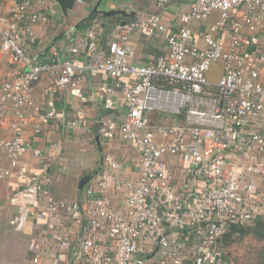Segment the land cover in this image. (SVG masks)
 I'll list each match as a JSON object with an SVG mask.
<instances>
[{"label":"built area","instance_id":"2783aa9c","mask_svg":"<svg viewBox=\"0 0 264 264\" xmlns=\"http://www.w3.org/2000/svg\"><path fill=\"white\" fill-rule=\"evenodd\" d=\"M45 2L22 0L8 14L0 12V53L11 55L15 67L0 84V122L9 120L12 132L0 137V154L9 164L0 169V179L21 167L31 149L24 138L34 106L30 93L45 74L53 77L50 96L81 77L110 79L96 88L106 111L98 120L99 135L135 144L141 155L136 180L115 175L122 165L108 156L106 170L91 175L77 200L57 201L41 193L38 214L63 232L52 235L59 254L52 252L50 237L34 238L24 264H146L155 251L162 256L158 264H189L187 233L198 242L190 264H226L224 244L233 228H250L264 218V54L252 51L243 35L248 26L263 27L264 0H189L175 28L165 26L158 14L139 11L136 21L117 26L106 47L94 29L86 39H75L66 57L54 48L50 58L39 60L28 47L36 43V24L46 20L40 15ZM169 2L157 0V5L165 9ZM216 12L217 21L196 30ZM135 31L148 38L165 35L167 52L149 64L134 63L130 35ZM214 65L222 68L217 82L208 77ZM48 104L50 109L38 114V134L57 116L54 104ZM155 111L180 120L157 122ZM33 156L46 159L40 149ZM175 160L185 173L181 192L174 185ZM46 172L21 171L23 189L41 191L51 180ZM67 219L76 237L61 226Z\"/></svg>","mask_w":264,"mask_h":264},{"label":"crops","instance_id":"0c3cea01","mask_svg":"<svg viewBox=\"0 0 264 264\" xmlns=\"http://www.w3.org/2000/svg\"><path fill=\"white\" fill-rule=\"evenodd\" d=\"M21 1L0 0V12L8 14ZM189 7V0H170L165 9L158 7L157 0H82V2L76 1L72 8L63 10L57 1L46 0L40 13L41 16H46V20L40 21L35 26L36 43L29 47L26 41L24 43L35 59L50 58L54 48L59 56L64 58L75 39H86L94 29L97 30L98 41L106 47L113 38L117 26L122 22L137 20L136 12L158 14L165 26L175 28L180 16L187 12ZM218 18L219 13H213L207 20L198 22L195 26L196 30L205 31ZM243 35L250 41L252 51L264 54V25L262 27L256 23L248 26ZM130 41L134 52V63L146 65L167 52L165 35L148 38L142 32L135 31L130 35ZM199 44L201 47L205 46L203 41ZM81 58L82 61L86 60L84 56ZM14 72L11 55L0 53V84L12 77ZM221 75V66L214 65L208 77L211 82H217ZM99 82L111 83L110 79L107 80L103 75L96 80L85 76L79 78L75 86L60 90L51 96L48 93L53 85L51 75L45 74L34 84L30 93L34 106L29 110V123L24 131V138L31 145V149L22 159L21 167L13 169L10 177L0 179V238H8L7 244H0V264H24L30 256L23 262L22 258L31 255L29 243L34 238L50 237L53 240L52 252L59 254L58 245L55 246L56 242L52 235L61 237L63 232L62 229L60 232L59 227L50 228L46 219L38 214L41 193L57 201L77 200L82 182L94 172L103 173L106 170L107 165L104 160L108 156L122 165V168L114 173L115 175L127 180L138 179L141 155L138 147L120 140L107 141L99 135L98 120L106 113L96 95ZM49 102L54 104L57 116L43 123L41 133L38 134L35 131V123L39 122L38 114L50 109ZM157 112L159 115L152 116L159 122L166 114ZM175 117L174 121L180 120L179 116V118L176 115ZM82 120L87 121V126L82 124ZM9 122V120L0 122V137H12ZM74 122L76 125H73ZM35 149L45 152L44 161L33 156ZM171 164L179 174V179L174 182L175 188L177 192H181L185 185V173L181 170L179 160L172 161ZM8 167V161L0 154V169ZM23 170L35 175L42 174L46 170L51 180L42 187L41 191L36 188L25 191L20 178V172ZM121 202L120 199L115 202L117 207L121 206ZM31 211H36V214L32 215ZM63 222L61 226L67 228V232L76 237L78 231L74 230L72 222L68 219ZM10 226H14L13 233L2 232L11 229ZM24 233L29 237L28 242L22 238ZM185 236L187 241L184 254L190 264L197 256L198 242L193 234L187 233ZM147 259L146 264H158L162 256L155 251ZM62 264L67 262L64 261Z\"/></svg>","mask_w":264,"mask_h":264},{"label":"rangeland","instance_id":"374dc122","mask_svg":"<svg viewBox=\"0 0 264 264\" xmlns=\"http://www.w3.org/2000/svg\"><path fill=\"white\" fill-rule=\"evenodd\" d=\"M155 114H158V112H153V115ZM165 114L159 122L167 124L175 122V115ZM10 227L11 229H5L2 232L5 234L13 233L15 231L14 226ZM254 228V230H250L243 235H237L225 242L224 247L227 252L226 264H264V218L260 219ZM22 238H24L25 242H28L29 237L25 233ZM7 240L8 238L1 237L0 244H7ZM29 256H23L22 262ZM185 258L187 259L186 256Z\"/></svg>","mask_w":264,"mask_h":264},{"label":"water","instance_id":"95a60500","mask_svg":"<svg viewBox=\"0 0 264 264\" xmlns=\"http://www.w3.org/2000/svg\"><path fill=\"white\" fill-rule=\"evenodd\" d=\"M55 1H57L59 3V5L61 6V8L63 10H67L68 8H72L74 6V4L76 3L77 0H55ZM125 24H126V22H122L121 25H125ZM90 177L91 176H89L88 178H86L82 182V184L80 186V189H83L84 188L85 184L90 180Z\"/></svg>","mask_w":264,"mask_h":264},{"label":"trees","instance_id":"16d2710c","mask_svg":"<svg viewBox=\"0 0 264 264\" xmlns=\"http://www.w3.org/2000/svg\"><path fill=\"white\" fill-rule=\"evenodd\" d=\"M259 220H260V219H259ZM259 220H258V221H259ZM257 223H258V222H257ZM257 223H256V225H257ZM256 225H255V226H256ZM255 226L250 227V228L234 227V228H233V234L227 236L226 241H227V240H230L234 234L243 235V234H245L246 232H248V231H250V230H254V229H255V228H254Z\"/></svg>","mask_w":264,"mask_h":264}]
</instances>
